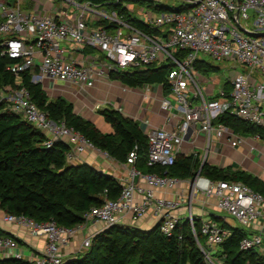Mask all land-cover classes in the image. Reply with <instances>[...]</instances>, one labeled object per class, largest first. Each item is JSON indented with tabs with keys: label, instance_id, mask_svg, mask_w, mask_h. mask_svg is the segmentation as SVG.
<instances>
[{
	"label": "built area",
	"instance_id": "1",
	"mask_svg": "<svg viewBox=\"0 0 264 264\" xmlns=\"http://www.w3.org/2000/svg\"><path fill=\"white\" fill-rule=\"evenodd\" d=\"M57 1L58 4L49 0V12L37 14L24 10L22 0H0V55L13 60L7 68L17 76L14 85L0 86V104L4 103L43 131L47 147L58 140L66 143L67 160L71 161L93 144L73 126L53 120L32 102L28 90L20 85V73L27 71L30 80L40 83L44 90L45 81L48 86L62 81L74 85V94H78L95 87L112 71L172 64L167 73L168 92L161 98L159 108L169 112L167 121L171 117H179V121L171 128L147 130L148 166L173 165L184 142H194L200 134L205 138V151L220 140H226L232 147L240 146L245 136L218 121L223 112L264 128V0H181L188 6L171 11L143 6L139 11L144 14L133 16L146 30L132 26L122 14L107 7L122 0ZM123 5L132 12L126 3ZM102 20L114 27L105 29L95 25ZM206 58L208 62H232L240 69L233 66L223 84L216 77L201 81L198 76L203 73L194 65L196 60ZM250 137L262 139L259 133ZM135 149L128 153L126 163L131 165V176L141 178L143 183L122 184L115 199L104 196L102 203L92 206L84 214V222L75 227H62L52 220L36 222L22 214L0 213V222L16 224L31 236L45 237L44 248L28 261L61 264L66 257L64 248L80 227L91 220L108 227L124 224L126 215L137 221L152 211L160 231L167 236L173 233L179 202L157 197L155 189L173 188L179 178L141 172L134 166ZM184 154H196V151ZM190 189L191 193L215 198L217 209L233 217L236 226L248 232L239 241V249H253L264 257V233L259 226L264 224L262 193L240 181L212 180L199 170L190 180ZM188 219L206 262L214 264L210 251L199 243L194 218L189 215ZM219 219L227 222L225 217ZM200 233L205 244L215 249L229 235V229L210 217L201 223ZM90 242L91 236L82 238L81 247L88 248ZM3 257L25 258L15 237L0 236V258Z\"/></svg>",
	"mask_w": 264,
	"mask_h": 264
},
{
	"label": "trees",
	"instance_id": "2",
	"mask_svg": "<svg viewBox=\"0 0 264 264\" xmlns=\"http://www.w3.org/2000/svg\"><path fill=\"white\" fill-rule=\"evenodd\" d=\"M89 1L105 3L107 0ZM129 1L146 2V6L157 11L181 10L188 6L184 2L177 6L153 4L151 0H122L117 4H107L109 9L118 11L132 26L142 30L147 27L123 5ZM95 25L105 29L114 27L103 20ZM12 61L0 55V86L15 83L16 74L7 68ZM171 66L172 64L168 63L151 64L142 69L116 70L110 72L108 78L118 80L131 88L144 84H160L167 93V73ZM194 66L204 74L218 69L205 59L196 60ZM20 76V85L28 90L30 100L47 112L50 118L73 126L93 146L116 160L127 162L128 153L136 148L134 166L141 172L190 178L199 170L201 175L212 180L240 181L264 195L263 180L230 165L218 167L206 161L202 163L197 154H177L174 164L167 168L148 166L147 136L135 120L112 106L99 108L98 114L112 128L111 133H103L91 121L76 114L73 103L66 98H49L40 83L30 80L27 71L20 73ZM218 121L232 128L235 133L243 136L259 133L264 140V128L244 122L227 112L221 113ZM45 139L43 131L26 121L20 114L6 108L4 103L0 104V211L22 214L36 222L52 220L62 227H75L84 222V214L92 206L102 203L104 196L115 199L122 185L113 176L95 169L88 163H69L66 159L69 146L58 140L47 147L44 144ZM140 166L145 167V170H141ZM210 217L229 229V235L213 252L205 244V237L200 233V219L194 218L199 243L205 250L210 251L211 257L218 253L222 258L221 264H264V257L258 251L239 249V241L248 234L245 229L232 226L214 214ZM8 235L14 237L0 230V236ZM17 241L20 243V240ZM0 264L34 263L23 258L3 257L0 258ZM61 264L208 263L191 231L189 219L183 218L177 221L170 236L160 231L159 223L148 229L125 224L110 225L91 236L88 248L66 256Z\"/></svg>",
	"mask_w": 264,
	"mask_h": 264
},
{
	"label": "crops",
	"instance_id": "3",
	"mask_svg": "<svg viewBox=\"0 0 264 264\" xmlns=\"http://www.w3.org/2000/svg\"><path fill=\"white\" fill-rule=\"evenodd\" d=\"M23 1L22 7L28 12L33 11L37 14H42L49 11V7L44 6L39 0H27L32 3L31 6H28L26 0ZM139 88L143 89V91H138ZM146 89H149L148 92H146ZM83 93L84 97L78 99L73 95V97L71 96L72 101L69 100L73 103L74 112L91 121L103 133L112 132L111 126L97 112L99 108H102L104 102H110L113 108L118 109L123 115L135 120L145 134L149 128H171L179 121V117H171L167 121L169 112L159 108V102L165 95L160 84H144L131 88L118 80L103 78L97 82L95 87L86 89ZM96 104H98V107L95 106ZM149 105L151 108L148 107ZM204 142L205 138L203 134L197 136L194 142L185 141L181 148V154L193 150L196 151L199 159L203 158V162L206 161L218 167L230 165L234 169L245 170L264 181L263 139H255L248 135L245 136L244 141L238 147L230 146L226 140L215 141L208 151H205V147H203ZM200 150L203 151V155L199 153ZM211 150L214 153L221 151L223 155L220 154L219 160L209 159ZM67 161L73 164L88 163L95 169L113 176L121 185L127 182L143 183L141 178L131 176L130 164L126 163V161L112 158L95 146L75 156L71 161ZM139 168L145 170L143 166ZM191 178H179V182L173 188H157L155 189V195L179 202V206L175 211L178 220L188 218L191 215L193 218L200 219L202 223L205 220L204 216L210 218L214 214L219 217L216 213L218 211L215 198L206 197L203 193H191ZM0 213L2 212L0 211ZM124 221L125 225L148 229L157 223V218L152 211H148L137 221H133L129 215L124 217ZM228 224L230 223L228 222ZM259 226H262L264 233V224L261 223ZM103 228H105L103 224L98 221L91 220L83 224L71 243L64 248L65 256H71L83 250L80 248L81 239L93 236ZM0 230L8 232L20 240V248L24 252V259L26 260L44 248V236H31L27 230L16 224L1 221Z\"/></svg>",
	"mask_w": 264,
	"mask_h": 264
},
{
	"label": "rangeland",
	"instance_id": "4",
	"mask_svg": "<svg viewBox=\"0 0 264 264\" xmlns=\"http://www.w3.org/2000/svg\"><path fill=\"white\" fill-rule=\"evenodd\" d=\"M23 1V0H22ZM44 6L46 7H49L50 3H49V0H39ZM28 6H31V2H28L26 0ZM54 2L56 4H58V1L57 0H54ZM158 3H162V4H168L170 6H177L178 4L181 3V0H157ZM24 3V1H23ZM126 5H128V7L130 8V10L132 11L131 14L134 15V16H137V17H140L142 16L144 13L143 12H140L139 10L141 9V7L143 6H146V2H142V3H139V2H132V1H129V2H126ZM71 10H73L71 8ZM70 10V11H71ZM49 12V11H48ZM252 21H253V18H249L248 19V23L249 25L251 26L252 25ZM123 32H125V29L123 30ZM63 43V42H61ZM207 61H209L207 58H206ZM212 65L214 66H217L218 69L217 70H214V71H210L208 74H200L198 76V79H200L201 81L205 80L206 78H213V77H216V81H219L220 84H223L226 80V77H228L230 75V73L232 72L233 70V66H234V63L232 62H228V61H225V62H216V61H211L210 62ZM234 69H240L239 66H234ZM203 84V83H202ZM44 87H45V90H46V93H47V96L49 98H53V97H57V96H64L65 98H67L66 100H70L72 101V97L73 95L80 99V97H84V93H75L74 94V90H75V86L74 85H68V84H64V82L62 81H55V83H53V86L47 84V82L45 81L44 82ZM91 89V88H90ZM149 89H146V92H148ZM138 91H143V89L139 88ZM191 93H189V96L191 97ZM72 96V97H71ZM195 103H199V100H195ZM104 105L102 107H106V106H112V104H110V102H104L103 103ZM149 108H151V106L149 105L148 106ZM200 154L203 155V151L200 150L199 151ZM216 158H214L215 156ZM220 154L223 155V153L220 151V152H216L214 153L212 150L211 152L209 153V159H218L220 158ZM200 161L202 162L203 161V158H200ZM217 215L220 216V217H225L226 220L231 224V225H237V221L231 217L230 215H228L226 212H223L221 210H218ZM203 218H205V220H207L208 217L204 216ZM82 240V239H81ZM80 248L83 249L81 247V242H80ZM215 249H212V251L214 252ZM211 251V252H212ZM222 258L220 256H218V253H214V256L211 257V260L214 262V264H221Z\"/></svg>",
	"mask_w": 264,
	"mask_h": 264
},
{
	"label": "water",
	"instance_id": "5",
	"mask_svg": "<svg viewBox=\"0 0 264 264\" xmlns=\"http://www.w3.org/2000/svg\"><path fill=\"white\" fill-rule=\"evenodd\" d=\"M197 2H194V4H196ZM186 137H188V136H186ZM203 163V162H202Z\"/></svg>",
	"mask_w": 264,
	"mask_h": 264
}]
</instances>
